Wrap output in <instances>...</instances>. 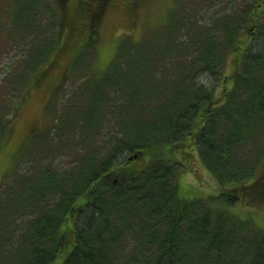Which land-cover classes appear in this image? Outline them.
Returning <instances> with one entry per match:
<instances>
[{"label": "trees", "instance_id": "1", "mask_svg": "<svg viewBox=\"0 0 264 264\" xmlns=\"http://www.w3.org/2000/svg\"><path fill=\"white\" fill-rule=\"evenodd\" d=\"M60 1L62 12L38 0H11L8 9L10 33L22 31L30 47L6 91L19 97L18 85L46 82L53 121L10 152L14 167L0 186V264H264V227L227 208L242 187L248 201L264 204V178L241 181L264 158V0L245 7L222 0L219 8L214 0L183 8L179 0L167 22L137 42L126 35L116 58L98 69V24L117 0H75L74 8ZM140 1L124 3L133 11ZM194 12L203 15L195 30ZM231 51L237 63L223 75ZM23 95L0 112L2 134ZM172 147H197L220 185H236L182 197L184 163L166 157ZM67 148V166L53 168ZM234 155L251 158L249 168L231 167ZM141 157L144 167L136 165Z\"/></svg>", "mask_w": 264, "mask_h": 264}, {"label": "rangeland", "instance_id": "2", "mask_svg": "<svg viewBox=\"0 0 264 264\" xmlns=\"http://www.w3.org/2000/svg\"><path fill=\"white\" fill-rule=\"evenodd\" d=\"M10 1L11 0H0V25L2 24V26H0V112L6 110L5 108L7 106H13L17 103L21 93L24 92V95L21 101V106L17 110L16 117L11 121L8 120L6 123L7 133L4 131L2 134L1 129H3L2 126L4 125H1L0 121V186L3 184L4 180L7 179V175L12 172L14 167L10 152L18 146L19 142L27 137V132H30L32 128L41 129L48 126L53 121L52 115L46 110L47 103L50 100L52 93L46 82H43L42 85L30 90L27 89L28 87H25L26 84L22 88H20L21 85H18V90H21L19 97L17 94L11 96L6 91L10 85L12 87L14 86L11 84L12 81L16 82L19 80V76L14 80L13 74L15 71L12 69L15 65L19 66L21 64L19 67L20 69L23 67V64L25 65V60L22 61L25 57L24 49H26V45L30 43V41H23L25 35L22 31L17 33H10L9 31V24L12 23V15L10 14V10L8 11L11 3ZM38 1L42 4L44 1L49 2V5L54 6L58 12H62V3L60 0ZM207 1L209 2L211 0ZM242 1L245 7L246 3L254 0ZM214 2L215 3H212L211 8H219L224 4V1L222 0H214ZM222 2L223 4L221 5ZM75 3V0H71L69 2V7L74 8ZM189 4H191V1L185 0L182 2V7L187 8ZM177 5H179V0H141L136 9L131 11L126 7L124 0H117L114 4L111 3L108 9L104 11L103 19H101L98 24L99 41L96 44V48H94L95 53L92 58L94 68L98 69L100 66L106 65L111 58H116L117 43H119L126 35L130 36V38L134 39L133 41L137 42L143 39L147 33H151L153 29L157 28V26L167 22L169 14L175 7H177ZM45 7L46 6H43L42 10L45 16H48L49 8L45 10ZM210 12L215 13L211 10ZM193 14L197 15L196 19H192L194 24L191 29L195 30L199 23H201L200 21L202 20L203 15L198 12H194ZM260 14H264V8L260 11ZM242 35L243 34H239L238 38L244 40L243 44H247L244 36L243 38L241 37ZM29 47L26 50V57L28 55ZM237 54L238 52L231 51L224 57L223 75H228L234 71L237 63ZM47 64V62H44L39 65V67L33 71L31 77L34 79L45 69ZM59 73V71H54V74ZM9 74L10 76L7 77ZM202 79H206V75H203ZM229 81L232 80L230 79ZM221 82H219L215 89V97L220 95L222 91L223 85ZM229 84H231V82H229ZM12 114H14V112H12L11 115ZM11 115H8L5 119L9 118ZM199 126L200 122L196 124V128ZM7 136H9V139L3 144L1 140ZM185 150L181 152L180 149L172 147L167 148L165 151L166 157H175L184 163L183 165L181 163L182 169L178 175L179 191L182 197H210L218 195L225 187H234L236 185L231 182L220 185L213 174L201 161L197 147ZM60 154H57L56 159L53 158L54 161L52 165L53 168L62 170L67 166L68 161L71 160V156H68V148L65 155L57 158ZM236 157L234 155V157L231 158V162L233 163L231 167L245 166L246 169L249 168L250 162L248 160L251 158L240 159ZM147 164V157L139 158L136 163L137 166L141 167H144ZM251 164H254V160H251ZM249 173H251V171H243L244 175ZM258 177L264 178V158L261 162L256 163L255 170L252 171L250 177L241 181H243L242 183L250 184L251 181H254ZM239 191V201L235 205H227V208L229 210L231 209L236 216L250 219L254 223H257L256 226L264 227V204H253L248 201L244 195L243 187L240 188ZM69 243L71 244L72 240H69ZM60 255L61 256H58L57 261L62 260L65 254Z\"/></svg>", "mask_w": 264, "mask_h": 264}]
</instances>
